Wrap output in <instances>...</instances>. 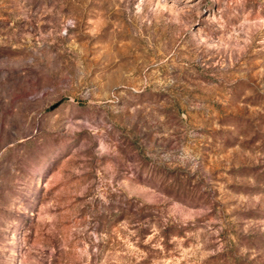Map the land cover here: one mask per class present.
I'll return each mask as SVG.
<instances>
[{
	"label": "rangeland",
	"instance_id": "rangeland-1",
	"mask_svg": "<svg viewBox=\"0 0 264 264\" xmlns=\"http://www.w3.org/2000/svg\"><path fill=\"white\" fill-rule=\"evenodd\" d=\"M0 264H264V0H0Z\"/></svg>",
	"mask_w": 264,
	"mask_h": 264
},
{
	"label": "water",
	"instance_id": "water-1",
	"mask_svg": "<svg viewBox=\"0 0 264 264\" xmlns=\"http://www.w3.org/2000/svg\"><path fill=\"white\" fill-rule=\"evenodd\" d=\"M60 104V103H59Z\"/></svg>",
	"mask_w": 264,
	"mask_h": 264
}]
</instances>
